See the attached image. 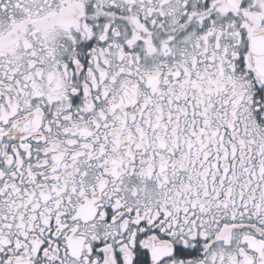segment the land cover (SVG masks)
I'll list each match as a JSON object with an SVG mask.
<instances>
[{
  "label": "snow or ice",
  "instance_id": "6c2138e0",
  "mask_svg": "<svg viewBox=\"0 0 264 264\" xmlns=\"http://www.w3.org/2000/svg\"><path fill=\"white\" fill-rule=\"evenodd\" d=\"M0 264H264V0H0Z\"/></svg>",
  "mask_w": 264,
  "mask_h": 264
}]
</instances>
